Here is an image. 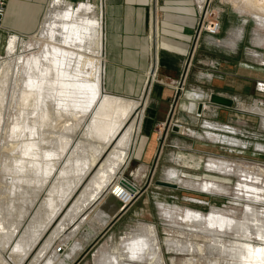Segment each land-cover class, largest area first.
<instances>
[{
	"label": "rangeland",
	"instance_id": "obj_1",
	"mask_svg": "<svg viewBox=\"0 0 264 264\" xmlns=\"http://www.w3.org/2000/svg\"><path fill=\"white\" fill-rule=\"evenodd\" d=\"M82 1H89L95 6V12L98 13L100 21L102 17L101 0H60L58 3L57 0H49L47 1L48 3L46 2L45 9L40 17V22L36 30L24 32L22 34L8 31L7 37V41H10L14 35L18 37V40L23 42L28 40L33 41V44L31 43L24 47L25 49L27 48L26 50L24 49L25 54L32 51L41 53V55L35 54L32 57L34 58L33 60H36L34 61L35 65L33 67L34 72L32 76L28 75V73H26V75H24L25 73H21V76L19 72L21 69H19L18 66L12 67L13 71L16 69L18 70L19 73L15 75L19 77V79L25 81L28 77L32 78V80L30 78L31 81H28V78L25 82L29 83L28 86L33 91L31 96L32 102L29 106L37 110L34 113V116L37 113V117L31 119V126L33 128L37 129V126L40 125L45 130H50L48 127L50 122L49 114L52 112H57L60 115H69L71 111L82 114L84 110L88 108L84 113L85 116L83 117L81 126L75 133L73 142L67 150V154L65 153L62 157L60 165H63L76 143L81 139L97 106L94 104L89 106V103L85 99L86 95L83 93L82 88H79V84L77 83L75 86H71L70 84L73 83L68 82V79L64 76L65 69L71 64V59L73 61L74 71L78 69V72L85 76L88 70H90V66L84 63V60H82L81 63H76V58L78 57L72 58L70 56L71 54L69 52L74 48V45L71 43H76V54H81L83 52L88 53L87 55H90L91 58L97 57L99 43L98 31L100 32V25H96L95 32L90 31L88 35L85 34L82 42H78L79 37L77 31H69L70 26L64 25L65 22L62 20V16L55 17V24L53 26L47 25L48 27L41 33L39 30L42 28L47 10L52 6L60 4L57 7L59 10H63L66 8L67 3H69L72 6V10H75L79 2ZM189 1L197 8V18L198 15L202 13V7L200 6H202L205 1L208 2L207 5L211 13L210 17L217 15L222 24V30L220 32L222 38H229L231 34L232 39L235 40L237 38L234 39L233 36L237 37L238 30L241 31V37H239L240 40L236 42L237 44L232 45V47L231 45L225 47L228 45L223 44L204 48L201 42L205 41V37H202L203 41H201V39L197 41L193 40V46L191 47L186 63L187 87L190 86V83H195L191 77L193 75V66L196 65L197 56L205 54L208 57L227 58L228 65H231V63L238 65L240 71H235V76H239L241 80L248 82L251 89L245 91L242 88H216L215 92H219V94L231 99V105L228 107L220 106V109L213 113H210L209 107L207 109L205 108L204 114L202 113L201 117H196L194 111L192 113L188 112V110L186 128L201 133L209 128L206 127L205 122H210L215 124V127L209 128L210 130L214 128L219 134L237 139L239 144L227 145L228 143L211 142L196 137L198 135L195 134V132L191 135L188 130L185 134L177 136V138L185 144L183 145L186 148H174L170 145L172 144L171 140H175V136H169L166 139V135L170 133L169 130L173 128L171 122L157 126L154 129L153 135L149 137L144 136L140 132L136 146H138L142 138H145V143L140 142V145L144 146V148L139 147L137 150H134L135 153L133 152L131 163L122 174V180L125 179V177L129 178L131 183L135 185L136 190L131 191L122 183V180L120 185L116 184L107 195L105 201L103 200L102 205H98L97 208L93 209L88 214L86 223L79 229V234L77 232L71 239L64 242L67 246L64 255L61 254L59 257H56L57 259L55 262L51 264H60V258L65 261V264H109L111 256H113V259L110 264H123V261H126L128 258L123 243L136 236L147 237L155 244V251L161 255L162 264H208L206 249L207 244L210 243L211 240L209 237L199 232L201 228L199 225L194 224L188 216L185 218L187 210L198 212L202 216H208L211 212H217L224 216L241 219L244 214V207L251 206L258 210L261 209L260 212L264 215V151L259 150L257 147V145L264 146V121L259 115H253L240 110L242 106L251 107L254 101L264 103V89L259 87V81L264 82V13L254 10L251 6L245 5L241 0ZM58 23H61V28L57 29L56 26L60 25ZM63 25L65 29L67 28L66 31L64 27H62ZM204 35L207 36V33ZM228 41H231V39ZM19 52V49L16 50L14 55H17ZM14 55H8L5 49L0 53V73L2 65L5 62L12 61L16 58ZM149 62L151 63V59ZM242 65L246 66L243 67ZM247 66L253 68L249 69ZM103 69L104 62L101 78L103 92L120 95L105 90ZM227 71L231 72V70L220 67V72L222 74H228ZM155 77L156 75L154 79ZM81 78L82 77L79 76L76 80L79 82L83 80ZM11 82L12 81H10L4 93L8 91L10 94L9 89L12 88ZM256 82H258V86ZM18 83H21L20 85L17 84L19 87L24 84V82ZM253 83H255L256 89L252 88L254 86ZM17 85L16 87L18 88ZM73 87L76 89L73 90ZM182 88L183 86L178 89L179 92L176 96V101L181 94ZM70 89H72L73 92L71 94ZM190 96L193 98L194 94ZM129 98L136 99L134 97ZM213 104L214 103L211 102L210 99L207 101V105ZM10 108L12 109V106ZM175 126L177 127L178 124H175ZM183 128V126H181V128L177 127L180 132L184 130ZM61 131L67 134L71 133V131H65L63 128H61ZM165 133L167 134L165 135ZM49 135L50 134H48V138ZM35 137V130H29L22 138V140L30 144L24 152H21L25 154V159L30 157L29 160H31L33 154H35V150H33L35 148ZM48 138H45V142L47 143H49ZM86 138H90L89 135L86 136ZM158 138H161L160 141ZM153 141L159 142V146L161 147L162 145L163 149L159 147L161 150L159 149L160 151L155 154L156 156L146 157L148 145ZM12 151L9 156L0 152V207H2L0 212L5 208L23 205L25 200L22 199L29 195L27 193L26 196L23 197L25 193L22 188H20L21 184H18L21 183L20 180L8 184L7 177L12 175V171L20 165L24 168L27 163L20 161V158H18L20 153ZM40 154L43 155L45 153L42 150ZM212 156H217V159ZM207 157L208 159L214 158L218 164L220 161H226L234 170L227 173L225 172L226 169H223L221 172L208 169L205 167V163L209 161L208 159L206 161ZM36 158L37 157H34L31 161H36ZM37 160H39V158H37ZM142 164H145V167L138 173L136 167ZM57 167L59 168V166ZM168 167H174L181 171L182 174L180 175V173H178V175L185 181L184 184L181 185L182 187L178 186L177 188H172L155 183L156 180H162V178H164L165 169ZM18 176L19 175L16 177ZM35 176L37 177L38 175ZM53 176L55 177V175ZM132 178L137 180L139 187ZM188 178L195 179L192 181L193 186L186 183V181L189 180ZM206 180L217 182L218 185L220 184V189L205 191L201 186ZM241 185L250 186L251 188L241 187ZM44 194L45 191H42L37 198L36 205L44 198ZM19 198L21 200H19ZM105 205L109 207L108 210H106L109 212L107 216H104L105 214L103 213V210L106 209ZM34 208L30 210V214H28L20 225V228H18L17 234L14 233L11 237L12 239L8 243L9 247H6L4 258L9 264H14V262L12 259L8 258V254L15 246L23 229H25L30 217L35 211ZM120 209H124L121 214L122 216L120 218L116 217L117 219L112 221L113 226L110 227V221L107 222L108 218ZM103 218L104 223H100L99 219ZM175 223L176 225L179 224L181 228L173 227L172 225ZM55 225L45 233L43 240L33 249V253L28 259L29 263L27 261L26 264H30L34 255L37 253L36 251L42 246L41 243L48 238V235L50 236L52 234ZM214 229H217V227L214 226ZM93 231H95V233L93 236H90L88 245L84 249H82L83 246L76 249L82 250L77 253L74 252V256L70 255L69 251L72 250L75 244L74 242H80L79 240L82 235H90ZM3 235H5L4 232H2L0 238H2ZM58 240L59 238L55 240V242L57 241L56 244H62V242H60L61 240ZM166 240L174 241V243L178 245L183 243L193 245V254L184 251L181 252L182 250H176L173 246H167ZM224 243L227 242L224 241ZM219 252H222L221 248L215 251L214 255H219ZM67 255L70 256L69 260L66 261L68 258ZM16 257H19V255ZM221 261L224 263L223 259H221ZM37 264H44V260L41 259ZM145 264L152 263H150L149 260Z\"/></svg>",
	"mask_w": 264,
	"mask_h": 264
},
{
	"label": "bare ground",
	"instance_id": "obj_2",
	"mask_svg": "<svg viewBox=\"0 0 264 264\" xmlns=\"http://www.w3.org/2000/svg\"><path fill=\"white\" fill-rule=\"evenodd\" d=\"M241 1L254 10L264 13V0ZM58 2L60 0H57ZM58 5L60 4L47 10L42 28L39 30L40 33L48 26H53L55 24L54 19L58 16H62V20L65 22L64 25L70 26L69 31L78 32V42H82L88 32H95L96 25H100L97 57L91 58L90 55H87L88 53L83 52L76 54V43H71L74 48L69 52L70 56L72 58L78 57L76 63H81L84 60V63L90 66L87 75L80 74L78 69L73 70L72 59L70 60L71 64L68 65L64 73V76L68 79L67 81L73 83L70 84L71 86L79 84V88H82L83 93L86 95L85 99L89 106H92V104L97 106L81 139L76 143L63 165H60L62 157L65 153L67 154V150L72 144L75 133L81 126L85 116L84 113L88 108L82 114L71 111L69 115H60L57 112H52L49 114L48 127L50 130H45L40 125L37 126V129L33 128L31 119L37 117V113L34 116L37 110L29 106L33 94L32 89L28 86L29 83L25 82L29 77H25L27 79L23 81L15 74L20 72V74L25 73L24 75H26L28 73L32 76L34 61H36L32 57L35 54L41 55V53L32 51L25 54L24 47L30 45L33 41L23 42L18 40L17 36H12L8 42L7 53L8 55H14L18 49L20 52L14 55L16 56L14 60L5 62L2 65L0 73V152L9 156L13 150L12 152L20 153L18 158L21 162H27L26 165L24 164L25 166L23 165L24 168H22V165L18 166L12 171V175L7 178L8 184L20 180L21 183H17L21 184L20 188L25 193L23 197L27 193L29 195L22 199L25 200L23 205L5 208L0 212V235L2 232L5 234L0 238V264H9L4 258L6 247L12 239L11 237L14 233L17 234L18 228L30 214V210L35 207L37 198L42 191H45L44 198L34 208L35 211L22 234L19 235L15 246L9 252L8 258L12 259L14 264H26L33 253V249L43 240L45 233L56 224L52 234L48 235V238L42 242L43 244L41 243L42 246L36 251L37 253L30 264H37L41 259L44 260V264L55 262L56 257H59L57 253L59 244H56L57 241L55 242V240L59 238L60 242L64 243L71 239L80 227L86 223L88 214L98 205H102L103 200L105 201L116 184L120 185L123 178L122 174L131 158L141 125L143 108L147 100L146 98L142 99L141 96L138 99H133L103 92L101 86L104 59L102 54L104 40L103 14L99 21L95 6L89 1L79 2L75 10H72L69 3L63 10H59ZM58 24L60 25L56 26L57 29L61 28V23ZM64 25L62 27L65 29ZM13 66H18L21 70L19 72L17 69L13 71ZM79 76L83 80L78 82L76 79ZM148 79L147 77V81ZM10 81H12V88L9 89L10 94L8 91L4 93ZM18 82H24V84L19 87L21 83ZM72 89L75 90L76 88L73 87ZM72 89H70V94L73 93ZM205 106L206 103L201 104L200 110L205 109ZM197 110L199 109L196 107L194 111ZM243 112L259 115L264 121V103L255 101L248 110ZM61 128L65 131L69 130L71 133H64ZM178 128H181V126H178ZM183 129L182 133L189 130ZM29 130H35V148L33 149L35 154H33L31 160L34 157L39 158V160L36 158V161L29 160L30 157L25 159V154L21 153L30 146L27 141L22 140ZM48 134H50L49 138ZM88 135L90 138H86ZM217 136L222 143L239 144L237 139L229 136ZM45 138H48L49 143L45 142ZM257 147L259 150L264 151L263 145H257ZM42 150L45 153L44 156L40 154ZM207 159L208 157L206 161ZM17 175L19 176L16 177ZM126 180L130 182L129 179ZM207 186L212 187V183L204 184V187L207 188ZM241 187L251 188L243 185ZM19 200L21 199L19 198ZM105 207L103 213L108 215L106 210L109 207L108 205H105ZM260 211L261 209L245 206L243 217L236 219L217 212L202 216L198 212L187 210L185 218L188 216L194 224L201 227L199 232L210 238L211 242L207 244L206 249L208 264H264V215ZM164 214L168 215L167 213ZM99 222L104 223V219H99ZM172 226L181 228L176 223ZM214 226L217 229H214ZM224 241L227 243H224ZM74 243L72 250L83 246L81 242ZM166 245L173 246L176 250H182L181 252L193 254V245L186 243L178 245L171 240H166ZM123 247L128 257L126 261H123V264H145L149 260L152 264H162L161 255L155 251V244L147 237L136 236L125 241ZM220 248L222 252H219V255H214V252ZM18 255L19 257H16ZM112 259L113 256L110 257L109 264ZM221 259L224 260V263ZM60 260V264H65L62 258Z\"/></svg>",
	"mask_w": 264,
	"mask_h": 264
},
{
	"label": "crops",
	"instance_id": "obj_3",
	"mask_svg": "<svg viewBox=\"0 0 264 264\" xmlns=\"http://www.w3.org/2000/svg\"><path fill=\"white\" fill-rule=\"evenodd\" d=\"M47 1L49 0L7 1L5 14L0 24V53L4 49L7 52L9 42V40L7 41L8 31L22 34L37 29ZM101 9L104 32L103 71L105 90L136 99L140 96L142 99H147L143 108L140 129L127 168L131 163L134 150H137L139 147L144 148V146L140 145V142L145 143V138H142L138 146H136L139 133L141 132L144 136L149 137L153 135L154 129L157 126L164 123L171 122L173 127L172 130H169L170 133H165V135L167 134L166 139L169 136H175V140H171V147L186 148L185 144L177 138V136L185 133L180 132L179 129L176 130L175 124L183 126L186 130L189 129L191 135L195 132L198 138L222 143L218 140L219 137L217 135L224 134H219L214 128L212 130L209 129L210 127H215L213 123L205 122L206 127L209 128L201 133L186 128L187 111L189 110L188 112L193 113L196 107L200 110L203 103H206V109L210 108V113L216 112V110L220 109V106L224 107L225 105L214 102L213 105H207V101L210 99L212 93L219 94V92H215L216 88H242L245 91H249L251 88L248 82L241 80L239 76H235L234 72L240 71L238 65L233 63L228 65L227 58L208 57L205 54L197 56L196 65L193 66V75L191 77L195 83H190V86L187 87L186 63L193 46L197 28L195 24L197 8L193 6L192 2L189 0H102ZM221 27L222 24L220 23V30L214 36H206L204 35L206 34L205 32L200 34L199 39L201 41L205 37V41L201 42L204 48L223 44L228 45L225 47H229L230 45L232 47V45L237 44L236 42L241 37V31L238 30L237 37L233 36L234 39H237L233 40L231 34L229 38L225 39L220 35ZM229 39L231 41H228ZM150 59L151 63L149 62ZM152 63H155L156 67V73L153 75L150 72ZM242 66L245 67L246 65ZM220 67L231 70V72L227 71L228 74H222ZM247 68L251 69L253 67L247 66ZM147 77L151 81L154 79L150 83L148 90H146ZM256 83L258 86V82ZM253 85L252 88L256 89L255 83ZM182 86L181 94L176 101L178 89ZM259 87L264 89V82L259 81ZM192 94L195 97L193 96L192 98L190 96ZM249 107L242 106L240 110L246 111ZM202 113L204 114V108L202 109ZM160 139L158 138L159 141ZM159 147V142H151L148 145L145 156H156L155 154L161 150L162 145ZM212 157L217 158V156ZM208 160L205 163V167L208 169L219 172L226 169L225 172L227 173L234 170L226 161H220L218 164L214 158ZM144 167L145 164L136 167L138 173ZM178 173L182 174L178 169L168 167L165 169L162 180L173 182L177 187H182L181 185L185 181ZM126 179L129 178L125 177ZM188 179L186 183L192 185V181L195 179ZM132 180L139 187L137 180L134 178ZM210 182L212 183V187H204V184ZM219 186L220 184L218 185L215 181L206 180L201 187L205 191H212L219 190ZM123 210L120 209L108 218L107 222L110 221V227L113 226L112 221L122 216ZM79 232L80 230L78 234ZM94 233L95 231L90 235H80L81 239L79 241L83 244L82 249L88 245L90 236H93ZM82 249L70 250L69 254L74 256V252L77 253ZM70 255H67L66 261L69 260Z\"/></svg>",
	"mask_w": 264,
	"mask_h": 264
},
{
	"label": "built area",
	"instance_id": "obj_4",
	"mask_svg": "<svg viewBox=\"0 0 264 264\" xmlns=\"http://www.w3.org/2000/svg\"><path fill=\"white\" fill-rule=\"evenodd\" d=\"M7 1L8 0H0V24L2 22L4 14H5V6H6ZM207 3L208 2H206V1L203 3L202 8H201L202 13L200 15H198V18L196 19V27L197 28H196V32H195V39H194L195 41L198 40V38H199L201 33L205 32L208 35L214 36L220 30V20L218 19L217 15H213L212 17H210L211 13H210V10L208 8ZM155 68L156 67L154 66V70H153L152 74H155V70H156ZM152 81L150 80V83ZM150 83H149V86H150ZM201 115H202V111L201 110L200 111L199 110L195 111V116L196 117H201ZM66 248H67V246H66L65 243L59 244L57 246V253L59 255H61V254L64 255V252L66 251Z\"/></svg>",
	"mask_w": 264,
	"mask_h": 264
},
{
	"label": "water",
	"instance_id": "obj_5",
	"mask_svg": "<svg viewBox=\"0 0 264 264\" xmlns=\"http://www.w3.org/2000/svg\"><path fill=\"white\" fill-rule=\"evenodd\" d=\"M154 66H155V64L152 63V67H151V70H150L151 74L153 73ZM150 80L151 79H149L147 84H146V90H148V88H149ZM210 101L214 102V103L222 104V105H225V106H230L231 103H232L230 98L222 96V95H219V94H214V93H212L210 95ZM175 129L178 130L176 126H175ZM122 183L125 184L131 191H135L136 190L135 185L131 184L129 181L123 179ZM155 183L158 184V185H161V186H168V187H172V188H177V185L175 183L169 182V181L156 180Z\"/></svg>",
	"mask_w": 264,
	"mask_h": 264
}]
</instances>
